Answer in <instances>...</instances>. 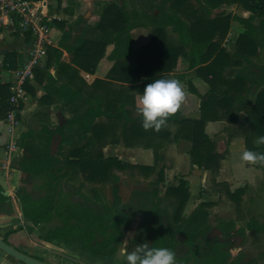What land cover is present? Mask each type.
<instances>
[{
	"label": "trees",
	"instance_id": "1",
	"mask_svg": "<svg viewBox=\"0 0 264 264\" xmlns=\"http://www.w3.org/2000/svg\"><path fill=\"white\" fill-rule=\"evenodd\" d=\"M194 1L133 0L137 6L134 10L126 4L108 3L95 28L87 29L68 49L71 55L69 63L62 61L60 48L48 47L45 70H35L37 80L40 77L46 80L47 93L39 100V106H47L48 100L56 96L59 98L58 109L69 116L62 126L51 128L45 121L47 113H38L41 129L21 136L24 154L18 166L29 178L23 182L17 196L25 224L9 231L3 238L5 242L12 245L8 238L18 231L25 229L32 234L39 228L52 225L38 239L69 249L79 248L81 253L88 252L111 264L133 223L141 218L134 244L170 247L177 264H264V253L245 261L242 256L232 255L227 242L209 238L215 227L211 221L213 203L202 202L185 217L190 193L184 179H180L176 187L169 186L163 199L159 185L164 181V172L158 170L150 188L133 191L128 202L120 196L119 173L149 177L156 172L161 136L167 134L168 124L177 126L176 139L192 144V164L215 176L220 173L226 154L218 153L216 142L206 134L205 127L209 121H221L227 117L236 124V114L243 111L245 117L238 127L247 134L246 148L264 152V145L255 143L258 136L264 135V57L261 65L255 58L261 50L264 53V0H205V5L199 0V5L194 4ZM226 2L238 4L251 12L244 21L247 30L239 36L232 53L222 47L230 29V16L219 14L211 19L206 7L214 8ZM257 18L261 21L256 26L253 22ZM141 21L152 28V36L146 45L135 50L128 36ZM168 28L180 35L182 46L175 47L168 41ZM68 35L65 33L63 40ZM217 36L220 40L214 41ZM111 44L115 45L113 56L117 58L113 79L129 83L140 93L152 80L164 78L161 72L173 71L179 56L189 47L191 68L199 67L197 71L210 86L207 97L202 101L201 119H183L177 112L159 131L145 130L138 108L127 106L130 99L125 97L124 90H117L113 83L101 80L87 86L81 71L94 73ZM202 52L206 54L196 57ZM134 56L136 61L129 71L128 60ZM6 64L7 70L15 69L13 53L6 54ZM53 66L57 68L55 77L49 71ZM237 67L241 69L234 70ZM228 68L232 69L229 73L233 75L225 78L223 74ZM85 87L90 90L99 87L101 93L94 97L93 93H86ZM25 88H29L28 83ZM10 99V84L0 83V121L7 120L13 110ZM22 108L20 103L18 109ZM55 135L62 139L57 153L52 154ZM109 143L153 149L155 165H131L117 158H107L103 150ZM78 174L83 176L84 182L75 185L73 180ZM86 183L101 187L110 185V204L97 201L95 198L100 195L95 189L92 192L94 198L88 196L84 192ZM226 187L233 201L238 202L242 198L244 189L231 192L229 186ZM6 199L0 189V205ZM168 200L170 202L166 203ZM236 227L234 220L219 219L217 222V228L225 235ZM247 230L264 232V223L251 220L239 232L245 234Z\"/></svg>",
	"mask_w": 264,
	"mask_h": 264
},
{
	"label": "crops",
	"instance_id": "2",
	"mask_svg": "<svg viewBox=\"0 0 264 264\" xmlns=\"http://www.w3.org/2000/svg\"><path fill=\"white\" fill-rule=\"evenodd\" d=\"M41 1V0H40ZM47 5V10L55 19L52 23L51 31V47L60 48L63 52L62 61L69 63L71 55L68 52L69 48L74 45L79 36H83L87 29L95 28L101 19V14L104 7L108 3L126 4L130 10H134L135 4L133 0H42ZM205 5V0H199ZM195 4H200L198 0L194 1ZM230 6V7H229ZM206 7L210 11V18H215L217 14H221L225 9L235 10L234 15L230 16V29L225 39L226 42L230 41V37L234 31H237L236 37L232 40L235 45L239 36L246 32L247 25L244 23L251 16V12L241 7L238 4L223 3L219 6ZM229 10V11H230ZM228 11V10H227ZM157 14V11H156ZM80 19V20H79ZM261 18H257L253 24L258 25ZM69 33L67 39L63 40V35ZM168 41L175 47L182 46L183 42L180 35L173 32L171 28L167 29ZM152 36V28L138 22L134 29L129 33V43L136 50L139 47L146 45ZM219 36L214 39L217 41ZM32 37L28 33L21 32L18 28H11L8 26H0V83L12 84L16 82V74L27 62V52L30 48ZM64 44V47L61 45ZM115 45L111 44L107 47L104 57L99 62L94 73H86L81 71V75L85 79L87 86H91L96 80L111 82L115 85V89L124 90L125 97L129 98L128 107L134 109L140 106V96L142 93L131 88L129 83L114 80L115 74L112 73L117 58L113 56ZM205 51V50H204ZM7 53L15 55V69L7 70L5 59ZM206 54L200 53L196 57L199 58ZM190 48L186 47L184 53L179 56L175 69L169 73L161 72L164 78L177 79L182 84L186 92V100L182 107L178 110L183 119L199 120L202 117V101L207 97L210 87L203 80L200 73L197 71L199 67L191 68ZM136 61L134 56L128 60L129 71H132L133 62ZM47 59L43 66L38 70H45ZM258 64V63H257ZM260 65V64H259ZM165 67V66H164ZM126 68L125 75L128 72ZM241 68L237 67L236 71ZM37 70V69H36ZM52 76L55 77L57 68L53 66L50 70ZM231 72L232 69H226V73ZM130 73V72H129ZM117 76V75H116ZM27 84V83H26ZM46 80L40 77V80L35 78V71L33 79L28 81V89H25V97L22 101L23 108L20 111L11 113L9 119L0 121V189L3 190L4 195L7 197L5 202L0 205V238L11 231L24 226L25 221L21 210V204L17 196V192L29 176L19 170L18 162L24 154V149L21 147V136L27 132H38L41 129L42 123L39 121L38 113L46 112V123H50L51 128L62 126L66 123V117L61 110L58 109L59 98L54 96L52 100H48V105L43 107L39 106V100L45 96ZM130 87V89H128ZM87 87H85L86 89ZM91 92L94 97L100 95V88L86 90V93ZM11 92V90H10ZM244 114L243 111L238 112ZM242 116V115H241ZM239 116V117H241ZM239 121V120H238ZM167 134L161 136V149L159 151V170L164 172V181L161 183V198L165 199V192L169 186L176 187L180 179H184L188 183L190 200L187 205L185 215L189 216L193 210L201 202H216L219 195L213 189L209 188V171L201 170L191 162V143L184 139H176L175 134L177 126L168 124L166 126ZM236 126L229 122L226 117L221 121H209L205 127L206 134L218 142V153H226L225 160L221 163V178L218 181H226L232 185L231 189H247L246 186H238L236 178L241 175V180H247L248 188L258 189L256 175H262L260 164H251L241 159V154L246 150L245 138L246 133L243 131L234 132L237 130ZM232 131L231 134H228ZM239 133V134H237ZM245 134V136H244ZM56 136V135H55ZM60 136V135H59ZM61 136L59 143L61 142ZM54 140V139H53ZM53 144V142H52ZM59 145V144H58ZM58 148V147H57ZM58 151V150H57ZM56 151V153H57ZM104 155L107 158H117L122 162L131 165L154 166L155 154L153 149H146L144 147L128 148L123 143L118 145L109 144L104 150ZM54 153V154H56ZM74 183V182H73ZM75 184V183H74ZM81 184V183H80ZM79 184V185H80ZM234 184V186H233ZM77 185V184H75ZM234 191V190H232ZM121 192V191H120ZM122 196L124 193H121ZM132 193L125 197L124 202H128ZM123 199V197H122ZM168 202H170L168 200ZM185 216V217H187ZM141 220V218H139ZM225 220V219H224ZM132 228V227H131ZM137 229V226H136ZM135 229V232H136ZM28 235L27 230H21L17 233L10 235L9 242L13 247L20 249L15 245L14 240L19 239L24 235ZM126 239V238H125ZM45 248L53 244L42 241ZM124 246V245H123ZM121 247V250L124 247ZM121 250L113 258L111 264H121L122 255ZM23 251V250H22ZM47 261V260H46ZM51 262V261H49ZM60 264L57 262H51ZM0 264H19L10 260L4 253L0 252Z\"/></svg>",
	"mask_w": 264,
	"mask_h": 264
},
{
	"label": "rangeland",
	"instance_id": "3",
	"mask_svg": "<svg viewBox=\"0 0 264 264\" xmlns=\"http://www.w3.org/2000/svg\"><path fill=\"white\" fill-rule=\"evenodd\" d=\"M195 4V3H194ZM199 5V4H198ZM230 7V6H229ZM228 10V11H227ZM225 9L224 12H222L220 15L227 16V15H234L235 10ZM217 14L216 16H218ZM237 31H234L233 34L230 37V41L227 43L226 46L224 45L225 39L222 41V47L226 49L229 53H232L235 50V46L233 44V39L236 37ZM218 39L217 41H219ZM263 57L264 53L261 50L259 52V56L255 57L256 62L261 65L263 63ZM230 72V71H229ZM233 73H224L223 76L225 78H229ZM204 80V79H203ZM205 81V80H204ZM210 87V86H209ZM245 114V113H244ZM242 115V116H241ZM241 116V117H239ZM245 115L243 114H236V124H234L237 130L234 132H240V134L244 131L243 129H240L238 125L242 123ZM227 118V117H226ZM239 120V121H238ZM230 122V121H229ZM232 123V122H231ZM232 131H229L228 134H231ZM244 133V132H243ZM246 133V132H245ZM239 134V133H237ZM239 134V136H240ZM245 136V134H244ZM247 136V134H246ZM246 139V138H245ZM217 144V150H218V142L216 140H213ZM110 144V143H109ZM107 144V145H109ZM60 145V143H59ZM59 145L57 150L59 149ZM106 145V146H107ZM246 146V144H245ZM247 149V148H246ZM56 153V152H55ZM226 154V153H224ZM105 156V155H104ZM226 157V156H225ZM225 160V159H224ZM223 160V161H224ZM159 164V161H158ZM142 166V165H140ZM259 167L264 171V165H259ZM159 168L161 167L157 165L156 172L149 175V177L140 176L139 174H132L129 172L126 173H119L121 177V182L119 184V188L121 193L123 194V200L125 201V197L132 193L135 190L140 189H147L151 187V182L155 181L157 178V173ZM210 173V172H209ZM218 178H221V174L219 173L217 176L212 175L210 173L209 175V188L213 189L216 193H218L219 197L216 202H213V206L211 208V221L214 224V229H217V222L219 219H225V220H234L237 223V227L231 231L228 234H224L222 232L221 235H219L217 232L213 231L211 233L212 239H221L229 244V249L233 256H242L245 261H249L251 259H254L258 257L261 253H264V232H256V231H250L247 230L245 234H242L239 232L242 228H245L247 223L251 220H256L259 224L264 223V172H262V175H256V178L258 180L257 185L258 189H253V187L248 188L247 180L244 182L241 180V175H239L236 178V183L238 186H246V190L244 191L242 198L235 202L233 201L229 195L227 194V185L229 186V190L231 192L236 191L237 189H231L232 185H230L226 181H218ZM223 180V179H222ZM73 182L77 185L84 182L83 176L81 174H78ZM227 184V185H226ZM226 185V186H225ZM234 186V184H233ZM95 189L96 193L100 196L98 198H95L97 201H99L102 204H110L112 199L111 194V186H98L91 183H86L84 192L94 198V195L92 194L93 190ZM239 189V188H238ZM234 190V191H232ZM159 194L161 197V184L159 185ZM169 203V202H166ZM189 203V202H188ZM202 203V202H201ZM188 205V204H187ZM173 209L171 205V210ZM187 206L184 210V215L186 213ZM187 216V215H185ZM140 219H137L134 223L132 228H130L129 232L126 235V239L124 241V249L121 250L122 257V263L125 264V253L135 250L137 247L136 244H134L133 239L135 237V229L136 226L140 223ZM52 225L39 228L32 234L24 235L20 237L19 239L14 240L15 245L19 246L20 249L27 252L30 255H34L36 257H40L44 260L51 261V262H57L60 264H109L108 260L106 261H100L96 259V257L92 256V254L88 252H82L84 255H81V250L79 248H66L62 246H56L53 244V246H48L49 249H46L45 247L47 245H44L43 242L38 239L39 236L44 235L45 232L51 228ZM213 229V230H214ZM220 231V230H219ZM4 254V252L0 251ZM10 260L20 263L14 259ZM108 261V262H107Z\"/></svg>",
	"mask_w": 264,
	"mask_h": 264
},
{
	"label": "clouds",
	"instance_id": "4",
	"mask_svg": "<svg viewBox=\"0 0 264 264\" xmlns=\"http://www.w3.org/2000/svg\"><path fill=\"white\" fill-rule=\"evenodd\" d=\"M186 92L177 79L158 78L148 83L140 96L139 112L145 130L159 131L168 118L176 114L186 100ZM257 145H264V135L256 138ZM243 161L264 165V152L246 149ZM125 264H177L174 251L167 246H149L143 243L135 250L125 253Z\"/></svg>",
	"mask_w": 264,
	"mask_h": 264
},
{
	"label": "built area",
	"instance_id": "5",
	"mask_svg": "<svg viewBox=\"0 0 264 264\" xmlns=\"http://www.w3.org/2000/svg\"><path fill=\"white\" fill-rule=\"evenodd\" d=\"M54 19L42 0H0V26L18 28L32 37L27 62L17 72L16 82L10 88L13 107L10 115L20 111L18 108L25 97L26 83L33 79L34 71L43 66L47 59Z\"/></svg>",
	"mask_w": 264,
	"mask_h": 264
},
{
	"label": "water",
	"instance_id": "6",
	"mask_svg": "<svg viewBox=\"0 0 264 264\" xmlns=\"http://www.w3.org/2000/svg\"><path fill=\"white\" fill-rule=\"evenodd\" d=\"M59 140H60L59 135L54 136L53 144L51 147L52 154H54L57 151ZM120 196L122 197L121 192H120ZM214 231L217 232L219 235L222 234V232L217 229H214ZM0 251L4 252L7 256H10L24 264H55L31 257L23 253L22 251L18 250L17 248L13 247L12 245L8 244L2 238H0Z\"/></svg>",
	"mask_w": 264,
	"mask_h": 264
},
{
	"label": "flooded vegetation",
	"instance_id": "7",
	"mask_svg": "<svg viewBox=\"0 0 264 264\" xmlns=\"http://www.w3.org/2000/svg\"><path fill=\"white\" fill-rule=\"evenodd\" d=\"M213 229H214V228H213ZM213 231H214V230H213ZM213 231H212V232H213ZM220 231H221V230H220ZM221 232H222V231H221ZM211 236H212V235L210 234V235H209V238H210V239H212ZM217 240H219L220 242H225V241H223V240H221V239H217Z\"/></svg>",
	"mask_w": 264,
	"mask_h": 264
}]
</instances>
